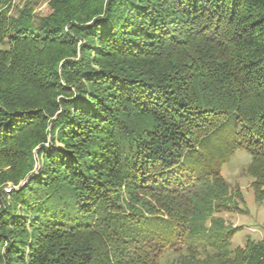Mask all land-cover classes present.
<instances>
[{"label": "trees", "instance_id": "obj_1", "mask_svg": "<svg viewBox=\"0 0 264 264\" xmlns=\"http://www.w3.org/2000/svg\"><path fill=\"white\" fill-rule=\"evenodd\" d=\"M239 150L262 202L264 0H0V264H264Z\"/></svg>", "mask_w": 264, "mask_h": 264}, {"label": "rangeland", "instance_id": "obj_2", "mask_svg": "<svg viewBox=\"0 0 264 264\" xmlns=\"http://www.w3.org/2000/svg\"><path fill=\"white\" fill-rule=\"evenodd\" d=\"M53 1L11 0V13L16 15L18 11L23 10L29 12L32 19L39 21L51 13ZM250 158L247 152L239 150L220 167L221 175L229 188L238 189L243 199V202L238 201V211L217 215L223 218L228 227H236V233L232 238L233 248L244 247L247 241L256 244L264 238V200L256 202L253 198L252 178L246 172ZM36 166L38 167L37 164ZM7 188H12L11 183H7L4 188L6 194H9Z\"/></svg>", "mask_w": 264, "mask_h": 264}, {"label": "built area", "instance_id": "obj_3", "mask_svg": "<svg viewBox=\"0 0 264 264\" xmlns=\"http://www.w3.org/2000/svg\"><path fill=\"white\" fill-rule=\"evenodd\" d=\"M6 191L9 193L10 192V188H7Z\"/></svg>", "mask_w": 264, "mask_h": 264}]
</instances>
